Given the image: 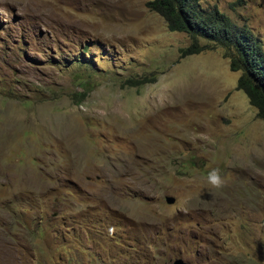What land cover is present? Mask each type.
I'll return each instance as SVG.
<instances>
[{
	"label": "rangeland",
	"instance_id": "obj_1",
	"mask_svg": "<svg viewBox=\"0 0 264 264\" xmlns=\"http://www.w3.org/2000/svg\"><path fill=\"white\" fill-rule=\"evenodd\" d=\"M147 1L0 0V264H264V120Z\"/></svg>",
	"mask_w": 264,
	"mask_h": 264
},
{
	"label": "trees",
	"instance_id": "obj_2",
	"mask_svg": "<svg viewBox=\"0 0 264 264\" xmlns=\"http://www.w3.org/2000/svg\"><path fill=\"white\" fill-rule=\"evenodd\" d=\"M146 4L166 20L170 30L193 36V43L182 55L200 51L196 36L223 46L230 69L241 70L238 85L264 120V46L249 28L236 25L217 7H203L200 0H148ZM142 83L136 80L134 85Z\"/></svg>",
	"mask_w": 264,
	"mask_h": 264
},
{
	"label": "clouds",
	"instance_id": "obj_3",
	"mask_svg": "<svg viewBox=\"0 0 264 264\" xmlns=\"http://www.w3.org/2000/svg\"><path fill=\"white\" fill-rule=\"evenodd\" d=\"M252 32V31H251ZM252 35L256 38H258L262 45L264 46V40L258 36H256L253 32ZM208 184L213 188V189H220L225 186V180L224 177L222 176L220 169L214 168L208 173L207 177ZM110 231H113L110 229Z\"/></svg>",
	"mask_w": 264,
	"mask_h": 264
},
{
	"label": "water",
	"instance_id": "obj_4",
	"mask_svg": "<svg viewBox=\"0 0 264 264\" xmlns=\"http://www.w3.org/2000/svg\"><path fill=\"white\" fill-rule=\"evenodd\" d=\"M166 200L168 203H174V198L173 197H166ZM172 264H189L188 262L184 261L182 258H177L173 261Z\"/></svg>",
	"mask_w": 264,
	"mask_h": 264
}]
</instances>
